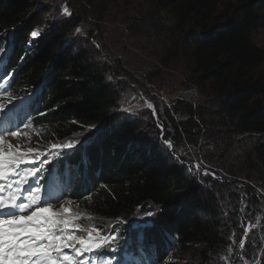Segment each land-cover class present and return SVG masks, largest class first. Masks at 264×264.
<instances>
[{
  "label": "trees",
  "instance_id": "trees-1",
  "mask_svg": "<svg viewBox=\"0 0 264 264\" xmlns=\"http://www.w3.org/2000/svg\"><path fill=\"white\" fill-rule=\"evenodd\" d=\"M126 6V26L144 36L153 31V49L165 53L160 65L182 55L185 78L201 96L175 101L184 112L179 119L169 114V122L154 103L162 130L151 112L143 125L118 109L107 62L93 44L74 37L81 20L54 17L40 0H0V70L11 73L6 87L30 95L24 125L46 133V143H60L40 180L52 198L75 202L56 232L77 240L84 219L95 220L101 232L140 208L150 212L151 224L141 227L144 257L136 253L132 264H165L168 251L186 254L183 264H264V226L249 230L238 250L241 196L253 207L260 205L255 195L264 198V47L252 39L264 26V0H127ZM48 15L47 23L39 21ZM40 24L46 26L32 37ZM83 137L93 143L61 148ZM165 140L177 152L190 145L198 160L203 148L201 166L216 178L186 165L192 160L186 154L156 150ZM116 231L122 251L135 252L127 238L132 231ZM95 253L91 264L115 259Z\"/></svg>",
  "mask_w": 264,
  "mask_h": 264
},
{
  "label": "rangeland",
  "instance_id": "rangeland-1",
  "mask_svg": "<svg viewBox=\"0 0 264 264\" xmlns=\"http://www.w3.org/2000/svg\"><path fill=\"white\" fill-rule=\"evenodd\" d=\"M40 1L43 8L48 6L51 9L50 13L53 14L54 17H68L73 14L72 16L74 18L81 20L79 25L82 27H79L81 31L77 32V28L73 29L74 37L77 40H81L82 43L89 41L93 44L94 47L99 50L101 58L107 62L109 67L107 77L119 90L118 105L120 108L118 109L122 111L124 116L137 118L143 125H148V112H151L153 119L157 122V126L162 130L163 125L158 122L160 120L157 117L154 103H156L157 107L162 111L161 114L163 116L161 118L164 119L165 122H169V114L174 118L179 119L180 113L184 112L183 105L177 104L175 101L188 102L190 100L194 101L196 97H201L196 95V87L190 83L188 78H185L188 74L185 75V58L182 55L178 56L176 59L170 60L167 65H160L158 62L160 59L164 58L165 53L162 48L158 49L157 47H154L153 49L154 45L151 41V36L148 35L149 31H153L148 30L144 36L135 33L132 30L135 27L126 26L128 21V16L126 15L129 13V9H127L126 6L127 0H114V3L111 6L107 5L108 0ZM65 8L68 10L67 13L64 11ZM48 17L49 15L41 17L39 18V21L47 23L50 19V17L47 19ZM43 26L46 25L40 24L34 31L39 35L40 32L43 31ZM252 39L256 45L264 47V26L260 27L252 34ZM0 46H2L1 43ZM144 91H146L147 94H145ZM14 98L15 96L12 94L3 95L0 98V109H2L0 111H5L11 105H13L11 110H14V104L16 103ZM261 99H263V96ZM148 103H151L153 107L148 108ZM153 109H155V114H153ZM185 116L186 115L181 117ZM89 129V131H91L90 133H92L94 129V133L99 131L97 127H91ZM144 130L150 131L149 126ZM13 131L17 132L16 136H12L9 133L5 135L6 141L4 144H11L12 150L4 152V155L11 151L20 154L19 151L27 150V155H30V158H28L29 160L26 164L33 169L48 163L49 160L47 159L50 156L51 150H53L54 153L57 147L60 146V143L54 141H47L46 143L45 141L48 138L47 134L36 129H31L30 126L29 128L23 126L22 129L18 127ZM239 137H235V139ZM183 140L189 142L187 138H183ZM79 141L82 143L72 144L74 146L81 144L84 148H87L93 143L92 140L84 137L79 138ZM98 142L99 139L98 141L96 140L94 144L96 145ZM201 142L203 143L205 141ZM63 144L64 143H61V145ZM164 145L165 146L163 147L157 146L156 150L160 152L163 150L165 152L170 151L175 158H177L175 153L182 156H185L186 154V156L192 159L191 161H186V165L192 166L195 171H200L202 174H205V171H207L209 173L207 175L216 178V175L210 169L205 167L202 168L201 166L206 164L202 156L204 153L203 148L200 149V152L198 151V160L196 159V156L189 155L188 151L191 152L190 145H187L186 147L182 144L183 147L178 150L179 152H177L174 147H168L165 143ZM46 146L47 148H45ZM205 146L210 149L211 144L209 143V145ZM145 148L143 150H145ZM184 148L186 149L184 150ZM196 148L197 147L194 146V149ZM43 153L46 154L45 158ZM8 155L4 157L0 156V158L4 160L8 159ZM52 155L53 154H51V157ZM16 156L17 158L23 159V155L21 154ZM197 165H200V167L197 168ZM14 171V169H9L5 163L3 174L12 173L14 175ZM22 184L25 183L23 182ZM239 186H241V184H239ZM255 197L260 203V205L256 207H253L254 204L248 202L245 195L241 196L239 202L241 205L239 222L244 233L246 229L249 232L251 229H260L264 226V198L259 195H255ZM49 201L53 202L51 210L40 214L44 217H50L57 220V223L49 229V232L51 233L59 231L58 227L61 224L60 218L64 213L61 210L67 208L69 211L70 206L75 202H73V199L70 196L62 194ZM56 201H59V203H56ZM42 207H46V205H43ZM53 212L59 213V215L53 217ZM150 220V212H142L140 208H138L130 218L122 222L115 221L109 223L107 228L100 232L98 223L95 220L92 218L89 220L84 219L81 229L79 230L80 236H78L77 240H69L66 235H63V239L58 241L61 251L72 258L71 261L63 262V264H76L77 260L81 261L84 257L89 258L87 253H90L91 251H95V254H97V251L101 254L108 252L114 255L115 261H117L116 258L118 257L125 259V253L131 257H135L136 253H141L144 257L141 248L143 243L141 227L146 224H151ZM117 228L119 231L123 230V233H125V231H132L128 234L127 238L135 244V252L130 254L126 251H122L123 249L120 244L118 231H116ZM89 233H91V238ZM133 235H136L135 239L133 238ZM111 237H116L115 241H113ZM80 240H84L85 244L81 245ZM64 245H70V247H64ZM89 245H91L90 248ZM73 248L77 250L89 248V250L86 252L80 251V254L77 255V253L73 252ZM238 250H240V244ZM121 251L124 252V254ZM166 255V258L164 259L165 264H183L186 258V254H179L172 251H168ZM94 257L95 256H93V259ZM110 258V256H106L103 259L109 260ZM119 264H122V261H119ZM147 264L150 263L147 262Z\"/></svg>",
  "mask_w": 264,
  "mask_h": 264
},
{
  "label": "snow or ice",
  "instance_id": "snow-or-ice-1",
  "mask_svg": "<svg viewBox=\"0 0 264 264\" xmlns=\"http://www.w3.org/2000/svg\"><path fill=\"white\" fill-rule=\"evenodd\" d=\"M67 13V8L64 9ZM77 32L81 31L79 28ZM5 35H7L5 33ZM37 32H32V36H37ZM148 108H152V104H147ZM2 110V109H0ZM155 114V109H153ZM10 135L16 136L17 132L11 129L6 130ZM3 139V133H0V141ZM74 143H82L80 141ZM164 143L168 147H173L170 140H165ZM73 144L64 145L65 148H72ZM12 150V145L3 151ZM20 155V154H16ZM23 161H18L15 157H10L7 166L9 169H14V175L10 179H16L22 176H32L33 181L25 180L26 187H22L21 183L17 182L14 187L17 189L15 193H11L7 200L0 195V264H63V262L71 261V257L61 251L58 241L63 237L57 232H49V229L57 223V220L50 217H44L40 213L50 211L52 207L51 201H44L41 196L42 186L39 180L36 179L38 168L22 169L18 165ZM43 162V161H41ZM5 167L4 159L0 158V176L3 175ZM197 168L200 165L196 166ZM209 174L205 171V175ZM27 195H24V194ZM59 203V201H56ZM46 205V207H40ZM31 210V211H29ZM68 211L67 208L61 210ZM53 217L59 213L53 212ZM62 223L67 226L68 220H63ZM79 227V225H77ZM91 238V233H89ZM67 239L72 240L74 237L68 236ZM115 241L116 237H111ZM81 245L85 244L84 240H80ZM240 246H244L243 240L240 241ZM70 247V245H64ZM91 245H89V248ZM89 248L77 250L73 248V252L80 254V251H88ZM76 264H80L77 260ZM91 264V261H88Z\"/></svg>",
  "mask_w": 264,
  "mask_h": 264
},
{
  "label": "bare ground",
  "instance_id": "bare-ground-1",
  "mask_svg": "<svg viewBox=\"0 0 264 264\" xmlns=\"http://www.w3.org/2000/svg\"><path fill=\"white\" fill-rule=\"evenodd\" d=\"M10 73V72H9ZM28 94V93H27ZM22 95V94H21ZM15 109V108H14ZM18 127H16V128H14L13 130H15V129H17ZM4 135H6V134H4ZM14 188V185L12 184L11 185V188H2V187H0V195H2V196H4L5 197V200H7L8 199V197L6 196V194L8 193V192H10L12 189Z\"/></svg>",
  "mask_w": 264,
  "mask_h": 264
},
{
  "label": "water",
  "instance_id": "water-1",
  "mask_svg": "<svg viewBox=\"0 0 264 264\" xmlns=\"http://www.w3.org/2000/svg\"><path fill=\"white\" fill-rule=\"evenodd\" d=\"M247 232H248V231H247V229H246V230H245V233H244V236H243V239H242V240H243V242L246 240V237H247ZM240 249H241V246H240Z\"/></svg>",
  "mask_w": 264,
  "mask_h": 264
}]
</instances>
